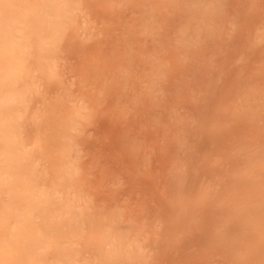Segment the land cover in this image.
Wrapping results in <instances>:
<instances>
[{
	"label": "clouds",
	"instance_id": "1",
	"mask_svg": "<svg viewBox=\"0 0 264 264\" xmlns=\"http://www.w3.org/2000/svg\"><path fill=\"white\" fill-rule=\"evenodd\" d=\"M0 264H264V0H0Z\"/></svg>",
	"mask_w": 264,
	"mask_h": 264
}]
</instances>
